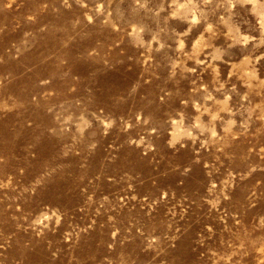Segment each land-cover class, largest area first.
Masks as SVG:
<instances>
[{
	"label": "rangeland",
	"instance_id": "rangeland-1",
	"mask_svg": "<svg viewBox=\"0 0 264 264\" xmlns=\"http://www.w3.org/2000/svg\"><path fill=\"white\" fill-rule=\"evenodd\" d=\"M0 264H264V0H0Z\"/></svg>",
	"mask_w": 264,
	"mask_h": 264
}]
</instances>
